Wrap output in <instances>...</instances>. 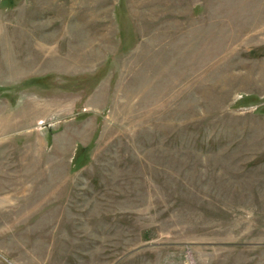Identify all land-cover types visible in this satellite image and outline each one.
<instances>
[{
    "label": "rangeland",
    "instance_id": "374dc122",
    "mask_svg": "<svg viewBox=\"0 0 264 264\" xmlns=\"http://www.w3.org/2000/svg\"><path fill=\"white\" fill-rule=\"evenodd\" d=\"M0 264H264V0H0Z\"/></svg>",
    "mask_w": 264,
    "mask_h": 264
}]
</instances>
